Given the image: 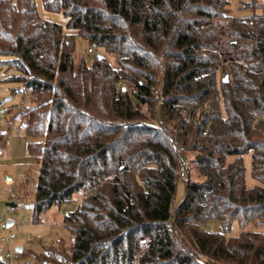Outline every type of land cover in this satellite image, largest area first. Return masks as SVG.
Wrapping results in <instances>:
<instances>
[{"label":"trees","instance_id":"1","mask_svg":"<svg viewBox=\"0 0 264 264\" xmlns=\"http://www.w3.org/2000/svg\"><path fill=\"white\" fill-rule=\"evenodd\" d=\"M234 1L42 0L66 32L35 0H0V66L17 72L4 80L34 104V221L79 196L72 245L23 264H264L249 229L264 228V4L238 0L250 14L235 15ZM77 36L104 57H78Z\"/></svg>","mask_w":264,"mask_h":264},{"label":"rangeland","instance_id":"2","mask_svg":"<svg viewBox=\"0 0 264 264\" xmlns=\"http://www.w3.org/2000/svg\"><path fill=\"white\" fill-rule=\"evenodd\" d=\"M40 15L52 22L63 26L66 32V18L60 13L48 12L43 7L42 0H35ZM238 0L232 5L235 15H248L249 11L240 12ZM77 56L84 57L88 63L102 55L101 49H95L93 56H87L89 44L80 36L76 37ZM17 74L13 69L8 70L0 66V221L13 224L3 231L0 230V250L6 253L22 247L21 257L12 264H23L35 261L36 256L44 253L46 249L55 245L59 240L64 241L67 247L72 245V235L65 226L64 213L73 211L79 196H75L70 203L61 206L54 205L34 221V202L40 165L37 158L30 155L27 149L29 138L26 135V119L22 114L29 111L34 104L28 91L21 89V84L10 83L4 80L8 75ZM221 74L220 77H224ZM19 88L18 91H13ZM192 156L187 157L189 176L193 180L201 181L193 163ZM235 156H229L228 162L234 161ZM246 166V185L248 188L258 185L259 182L252 176V153L243 157ZM186 176V175H185ZM185 194V181L180 180L175 195V205L181 202ZM12 204H14L12 206ZM207 228L211 231H221L219 221H210ZM249 229L264 232L263 227L250 226ZM240 226L234 222L229 234L239 235ZM3 233H13L15 238L10 242L1 241Z\"/></svg>","mask_w":264,"mask_h":264},{"label":"built area","instance_id":"3","mask_svg":"<svg viewBox=\"0 0 264 264\" xmlns=\"http://www.w3.org/2000/svg\"><path fill=\"white\" fill-rule=\"evenodd\" d=\"M263 4H264V0H260ZM95 54V51L93 48L89 47L87 52H86V55L87 56H93ZM184 167H188V163H187V160L183 163ZM185 175H186V172L185 170L182 172L181 174V178H185ZM69 212L66 211L65 212V216H68ZM8 228L7 226V222L1 220L0 221V230L4 232V230ZM15 238V235L13 233H10V234H6V233H3L2 237H1V241L3 242H10L11 240H13ZM21 257V252L20 251H17V249L15 250H9L7 251L6 253H0V260H10V261H14V260H17Z\"/></svg>","mask_w":264,"mask_h":264},{"label":"water","instance_id":"4","mask_svg":"<svg viewBox=\"0 0 264 264\" xmlns=\"http://www.w3.org/2000/svg\"><path fill=\"white\" fill-rule=\"evenodd\" d=\"M99 57L100 58H103L104 56L103 55H99ZM229 81V74L228 73H226L225 74V76H224V78H223V82H225V83H227ZM126 88H124V90H125ZM14 204H12V206H13ZM13 223L12 222H7V226L8 227H10L11 225H12ZM17 249V251H22V247H18V248H16Z\"/></svg>","mask_w":264,"mask_h":264},{"label":"crops","instance_id":"5","mask_svg":"<svg viewBox=\"0 0 264 264\" xmlns=\"http://www.w3.org/2000/svg\"><path fill=\"white\" fill-rule=\"evenodd\" d=\"M22 251H23V248H22ZM22 251H21V252H22Z\"/></svg>","mask_w":264,"mask_h":264}]
</instances>
